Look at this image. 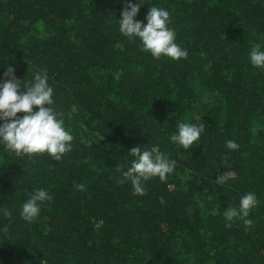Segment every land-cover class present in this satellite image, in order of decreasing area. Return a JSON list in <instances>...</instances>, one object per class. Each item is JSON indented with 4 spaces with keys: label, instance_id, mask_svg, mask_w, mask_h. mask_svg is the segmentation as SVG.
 Returning <instances> with one entry per match:
<instances>
[{
    "label": "trees",
    "instance_id": "trees-1",
    "mask_svg": "<svg viewBox=\"0 0 264 264\" xmlns=\"http://www.w3.org/2000/svg\"><path fill=\"white\" fill-rule=\"evenodd\" d=\"M126 2L140 4L145 25L150 7L167 10L187 58L155 59L123 36ZM254 44L264 51V0H0V83L8 67L22 83L47 75L73 136L60 161L0 143V264H264V67L250 62ZM180 122L204 127L189 150L170 139ZM134 147L175 161L143 196L117 183ZM38 189L53 199L28 223L22 205ZM250 192L252 226L226 221Z\"/></svg>",
    "mask_w": 264,
    "mask_h": 264
},
{
    "label": "clouds",
    "instance_id": "clouds-1",
    "mask_svg": "<svg viewBox=\"0 0 264 264\" xmlns=\"http://www.w3.org/2000/svg\"><path fill=\"white\" fill-rule=\"evenodd\" d=\"M139 9L140 4L125 3L119 21L120 33L129 40L139 38L143 50L155 59L162 56L176 61L187 58V51L175 43V32L168 27L169 12L156 6L150 7L145 25L135 19ZM249 58L254 67H264V51H261L260 44L253 45ZM14 73L15 69L8 67L4 72V80L0 83V121H3L0 125V143H3L5 151L14 153L17 157L28 155L31 158L47 153L55 161H60L63 155L71 151L73 136L65 129L63 119L58 118L59 114L53 107V89L47 83V75L36 73L32 81L22 83ZM21 84L25 89L23 92L20 90ZM34 108L38 111H34ZM19 113L24 115L19 117ZM177 129V133L170 137L171 141L189 150L199 140L204 127L203 124L180 122ZM226 147L235 151L239 145L229 140ZM129 154L134 159L130 167L122 172V179L117 183L130 181L134 195H145L144 182L155 177L164 181L168 174L174 172L175 161L169 160L157 147H152L151 150L134 147ZM231 175L233 174L225 172L216 179V184L222 186ZM74 186L78 190L83 189V185ZM52 199L43 189L31 193L22 205L21 218L28 223L33 222L40 213V204ZM256 203L254 193L242 196L238 208L228 207L224 211L225 220L232 222L239 219L250 228L252 220L247 217ZM4 215H10L7 209L4 210ZM226 226L232 225L228 223Z\"/></svg>",
    "mask_w": 264,
    "mask_h": 264
}]
</instances>
